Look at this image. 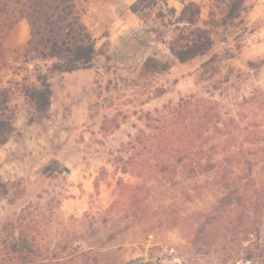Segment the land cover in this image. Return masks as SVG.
<instances>
[{"label": "rangeland", "instance_id": "obj_1", "mask_svg": "<svg viewBox=\"0 0 264 264\" xmlns=\"http://www.w3.org/2000/svg\"><path fill=\"white\" fill-rule=\"evenodd\" d=\"M116 1L123 4L104 27ZM187 1L200 5L196 26L211 30L212 45L181 63L168 43L177 26L188 27L174 23ZM127 2L89 4L83 21L97 50L90 67L54 69L66 66L62 58L30 64L54 69L50 103L37 114L19 101L14 130L0 145L7 184L0 200V264H81L85 253L98 264H211L221 258L216 231L206 232L203 250L193 241L198 212L219 194L213 172L189 175L176 168L151 176L126 166L154 157L131 149L140 130L149 132L145 125L158 124L149 121V114L158 118L153 110L209 98L226 121L244 97L264 87V62L257 69L247 65L264 60V0H248L247 11L226 27L221 15L230 0H149L142 19ZM10 32L7 48L29 38L27 25L16 29L21 42ZM148 57L168 69L145 68ZM209 58L215 74L201 77L200 65ZM256 173L264 177L260 168Z\"/></svg>", "mask_w": 264, "mask_h": 264}, {"label": "trees", "instance_id": "obj_2", "mask_svg": "<svg viewBox=\"0 0 264 264\" xmlns=\"http://www.w3.org/2000/svg\"><path fill=\"white\" fill-rule=\"evenodd\" d=\"M94 1L0 0V145L14 130L19 101L37 114L48 109L52 70L91 66L97 53L96 40L83 16ZM247 1L230 0L221 15V24L226 27L229 20L246 12ZM149 7V0H134L129 6L141 19ZM200 9L193 1L184 3L177 16L175 8H166L175 16L174 23L188 24L177 26V33L168 43L170 52L181 63L211 49V30L196 26ZM22 19L27 21L29 38L7 48L5 39ZM61 58L66 61L61 68L30 67L36 59ZM263 62L249 61L247 65L257 69ZM143 66L156 72L168 69V63L158 64L150 57ZM209 70L215 74L213 58L203 62L198 71L203 77ZM238 109L235 117L222 121L215 100L188 97L175 106L153 110L158 118L149 114V121L158 124L145 125L149 132L146 128L140 130L131 149L137 155L147 152L154 157L150 164L136 161L126 166L138 175L157 176L176 168L189 175L214 173L219 194L207 210L198 212L193 236V241L201 245L198 250H203L207 245L206 232L216 231L212 234L219 238L217 245H222L223 251L221 258L211 264H264V177L256 178L258 168L264 173V87L244 97ZM6 194L7 184L0 174V200ZM86 255L81 264H98L97 258L88 259Z\"/></svg>", "mask_w": 264, "mask_h": 264}, {"label": "crops", "instance_id": "obj_3", "mask_svg": "<svg viewBox=\"0 0 264 264\" xmlns=\"http://www.w3.org/2000/svg\"><path fill=\"white\" fill-rule=\"evenodd\" d=\"M105 0H99V2L100 3H103ZM133 1L134 0H128V2L126 3V4H128L127 6L129 7L130 6V4L131 3H133ZM121 4H123L122 2H115V4L114 5H111L110 7H111V10H110V8H109V10H108V15L110 16L109 18H110V20H106L105 22H103V25H104V27H109V25L112 23V20L113 19H111V18H113L112 16H114V14L116 15V13H117V11L119 10V8H120V5ZM113 14V15H112ZM115 21V20H114ZM19 25H27L28 26V24H27V21L25 20V19H22V20H20L19 22H17L14 26H13V28L11 29V32H10V39L11 40H14V41H16V42H21V41H23V38L24 37H21L22 35H19L17 32H16V29H17V27L19 26ZM22 38V39H21ZM27 40V39H26ZM25 41V40H24Z\"/></svg>", "mask_w": 264, "mask_h": 264}, {"label": "built area", "instance_id": "obj_4", "mask_svg": "<svg viewBox=\"0 0 264 264\" xmlns=\"http://www.w3.org/2000/svg\"><path fill=\"white\" fill-rule=\"evenodd\" d=\"M171 252H173V249H171ZM134 264H144V260H137Z\"/></svg>", "mask_w": 264, "mask_h": 264}]
</instances>
